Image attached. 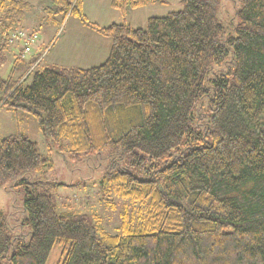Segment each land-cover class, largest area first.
I'll return each instance as SVG.
<instances>
[{"label": "trees", "instance_id": "1", "mask_svg": "<svg viewBox=\"0 0 264 264\" xmlns=\"http://www.w3.org/2000/svg\"><path fill=\"white\" fill-rule=\"evenodd\" d=\"M234 1L228 29L219 0H181L144 28L100 26L81 0H49L47 22L73 16L109 39V52L96 66L37 71V34L17 36L30 4L0 0V61L11 54L0 109L32 116L72 162L110 157L103 195L139 206L116 234L97 215L60 211L51 190L64 184L16 180L53 168L17 131L0 140V187L24 186L28 240L0 212V264H48L54 250L55 264H264V0ZM156 3L165 1L109 6L126 17Z\"/></svg>", "mask_w": 264, "mask_h": 264}, {"label": "rangeland", "instance_id": "2", "mask_svg": "<svg viewBox=\"0 0 264 264\" xmlns=\"http://www.w3.org/2000/svg\"><path fill=\"white\" fill-rule=\"evenodd\" d=\"M30 4L24 20L21 22V33H36L37 44L41 46L40 60L35 70L45 68L60 69L67 67L88 68L101 64L109 52L110 41L100 37L90 29L81 25L73 16L62 15L54 17L53 22L45 20L43 9L49 6V0H25ZM164 4L156 3L144 8L129 10L126 17L110 8V0H81L83 14L87 20L100 26L111 23H126L134 28H144L147 18L162 17L169 12L182 8L181 0H164ZM218 18L225 28L230 29L237 3L234 0H219ZM106 40V50L103 45L93 38ZM13 47H18L15 43ZM11 49V47H9ZM8 50V49H7ZM9 51V50H8ZM11 51V50H10ZM14 53L16 50L13 51ZM33 53V52H32ZM36 52H34L35 54ZM4 62L0 61V77H7L10 70L11 54L4 53ZM15 56V55H14ZM30 82L29 79L25 84ZM17 131L25 134L34 141L40 152L51 159L52 169H44L37 173L19 175L16 180L23 179L29 182H60L56 191L57 204L60 211H75L87 215H97L100 226L108 233L116 234L119 231L122 215L136 216L139 206L129 200L119 198L113 191L106 196L100 187L101 178L105 172L110 157L83 156L79 162H72L67 154V144H62V152L48 141L45 134L38 128L35 119L19 111L16 115L6 108L0 109V140ZM24 186H14L4 189L0 187V212L7 216L8 226L12 235H22L24 241L28 240V228L22 226L24 213L22 203ZM106 199V201H105ZM59 250H54L48 264H55L58 260Z\"/></svg>", "mask_w": 264, "mask_h": 264}, {"label": "built area", "instance_id": "3", "mask_svg": "<svg viewBox=\"0 0 264 264\" xmlns=\"http://www.w3.org/2000/svg\"><path fill=\"white\" fill-rule=\"evenodd\" d=\"M21 35H22L21 33H18L17 36L19 37ZM35 38H36L35 35H32L31 37L29 36L26 38V43H25L26 46L24 48V53H23L22 57H24L25 54H27L29 52V46L34 42Z\"/></svg>", "mask_w": 264, "mask_h": 264}, {"label": "crops", "instance_id": "4", "mask_svg": "<svg viewBox=\"0 0 264 264\" xmlns=\"http://www.w3.org/2000/svg\"><path fill=\"white\" fill-rule=\"evenodd\" d=\"M146 7V6H145ZM141 8H144V7H141ZM96 42H99L100 44H102L103 45V49L104 50H106V46H108V42H101V41H106V40H99L100 38H95V36H94V38H93ZM109 46H110V44H109Z\"/></svg>", "mask_w": 264, "mask_h": 264}]
</instances>
